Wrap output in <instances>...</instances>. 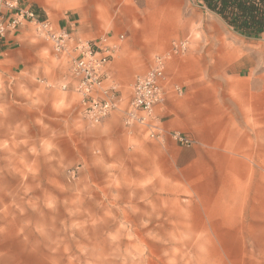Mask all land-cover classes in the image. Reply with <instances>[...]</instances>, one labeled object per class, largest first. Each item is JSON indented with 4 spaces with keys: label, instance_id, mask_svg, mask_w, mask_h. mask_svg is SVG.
<instances>
[{
    "label": "rangeland",
    "instance_id": "rangeland-1",
    "mask_svg": "<svg viewBox=\"0 0 264 264\" xmlns=\"http://www.w3.org/2000/svg\"><path fill=\"white\" fill-rule=\"evenodd\" d=\"M58 5L93 23L91 44L112 47L113 57L126 41L135 56L151 45L149 68L165 56L176 102L191 68L210 83L241 69L253 81V184L229 193L222 162L193 139L189 148L175 142L171 134L185 133L167 131V117L147 121L162 134L127 125L135 78L128 88L104 80L118 107L92 123L75 90L74 44L56 52L37 34L27 64L0 68V264H264V39L239 37L193 0ZM180 43L186 49L175 53Z\"/></svg>",
    "mask_w": 264,
    "mask_h": 264
},
{
    "label": "crops",
    "instance_id": "crops-1",
    "mask_svg": "<svg viewBox=\"0 0 264 264\" xmlns=\"http://www.w3.org/2000/svg\"><path fill=\"white\" fill-rule=\"evenodd\" d=\"M58 1L21 0V6L31 9L42 20H49L55 29L69 32L77 40L92 43L99 39L93 23L84 24L78 11H58ZM37 38L34 25L25 23L17 31L0 39V68L27 64L37 53ZM105 41L117 43L115 37ZM99 44L103 45L102 42ZM130 45L127 41L121 42L108 66V80L112 79L122 88L130 87L134 78L150 70L155 57L151 45L148 52L137 56L134 54L136 52L131 53ZM133 46L138 49L142 47L137 44ZM229 67L224 70L226 75L213 83L200 79L197 74L200 71L191 68L185 98L178 102L172 94L168 67L164 83L167 102L162 110L157 111V115L159 121L167 117L163 124L167 131H183L202 147L201 153L204 152L205 157L209 154L210 160L222 162L225 175L222 183L229 193H244L253 184V81L243 80L245 77L241 69ZM137 72L142 73L135 77ZM205 157L201 155L200 161ZM211 173L212 163L208 165L209 177ZM238 207L235 205L234 210L237 211Z\"/></svg>",
    "mask_w": 264,
    "mask_h": 264
},
{
    "label": "built area",
    "instance_id": "built-area-1",
    "mask_svg": "<svg viewBox=\"0 0 264 264\" xmlns=\"http://www.w3.org/2000/svg\"><path fill=\"white\" fill-rule=\"evenodd\" d=\"M25 23L34 25L37 34L49 40L56 52H66L69 43L74 44L73 51L78 55L72 62V74L76 80L75 90L83 98L88 120L98 124L117 109L116 87L102 89V84L107 78L106 68L113 58L112 47L82 42L65 30L55 29L49 20H42L31 9L22 7L21 0H0V39H4L10 32L17 31ZM185 49L186 43H180L174 45L173 51L178 53ZM165 68L166 57L158 56L150 70L135 78L132 97L126 110L127 125L149 126L154 132L162 134L158 126L147 121H159L157 111L166 106ZM175 89L181 94V89ZM99 93L103 95L102 98ZM171 137L184 147L189 148L194 144L192 138L180 132L171 134Z\"/></svg>",
    "mask_w": 264,
    "mask_h": 264
},
{
    "label": "trees",
    "instance_id": "trees-1",
    "mask_svg": "<svg viewBox=\"0 0 264 264\" xmlns=\"http://www.w3.org/2000/svg\"><path fill=\"white\" fill-rule=\"evenodd\" d=\"M220 17L236 34L264 39V0H193Z\"/></svg>",
    "mask_w": 264,
    "mask_h": 264
}]
</instances>
